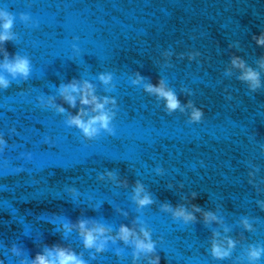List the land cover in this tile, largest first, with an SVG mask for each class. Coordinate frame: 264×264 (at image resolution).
<instances>
[{
    "label": "clouds",
    "instance_id": "obj_1",
    "mask_svg": "<svg viewBox=\"0 0 264 264\" xmlns=\"http://www.w3.org/2000/svg\"><path fill=\"white\" fill-rule=\"evenodd\" d=\"M3 17H4V23L2 27L4 29V34L0 35V41H7L8 39H10L8 32L12 28L13 20L11 17H9L7 13H4ZM257 44L264 45V34H262L259 38H257ZM5 67L10 73H13V74H20V75L26 76L29 72V62L27 59H20L16 61L14 64L5 65ZM247 78L255 80L256 74L250 71ZM108 79H110V77L101 76V80H103L105 83L108 81ZM0 85L7 87L8 81L4 79L3 77H0ZM68 87H71L73 91H76L75 85L65 86L64 91H67ZM89 87L90 85H87V84L85 85V89H88ZM149 90L151 91L153 89L150 87ZM156 91H159L160 94L163 95L168 100V107L170 110H174L175 108L179 107V101L176 99V97L172 93H166L160 89H156ZM87 95L88 93L86 92L85 95L82 96L81 98L82 104L87 105L95 101L96 98L94 96L92 97V101H90L87 98ZM66 99L68 100V103L70 105H72L73 107L75 106V100L73 97L68 96L66 97ZM95 108L96 110H101L103 108V105L97 103L95 104ZM200 116H201V113L198 110H194L193 119L199 120ZM108 121H109V117L106 114L98 115L94 117L91 121H89L88 123L83 122L80 119L79 115H77L76 117L72 119L71 123L80 127L85 133V135L91 136L97 131V129L92 127L93 124L99 123L102 127L107 128ZM139 203L141 205H145V204L151 203V201L148 197H145L144 199L140 200ZM177 215H183V212H178ZM193 218L194 217H191V216H185L186 220L193 219ZM83 227H84L83 222H81V228ZM95 231L102 233L104 229L101 227V228H97ZM120 233H121V238L127 241L130 235V230L125 226H121ZM147 235L148 234L145 233V236ZM84 244L86 247L94 246L95 237L91 231L85 234ZM136 246L138 249L146 251V252L153 251V245L151 243H144L143 241H139L137 242ZM97 250L99 251L100 249L98 248ZM261 251L262 250L260 249H254L250 252V256L253 259H257L259 258ZM212 252H213V255L217 258H223L228 255L226 251H222L221 248H219L216 245H213ZM34 264H84V261L80 260L74 253L65 251L64 249H58L55 253V256L51 259H49L48 257L44 255L38 254L35 258ZM155 264H159V257L156 258Z\"/></svg>",
    "mask_w": 264,
    "mask_h": 264
}]
</instances>
